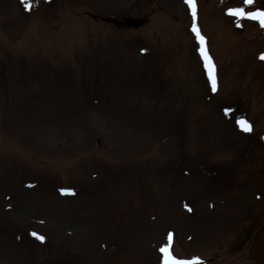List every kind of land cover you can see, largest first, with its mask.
Masks as SVG:
<instances>
[{
    "label": "rangeland",
    "instance_id": "rangeland-1",
    "mask_svg": "<svg viewBox=\"0 0 264 264\" xmlns=\"http://www.w3.org/2000/svg\"><path fill=\"white\" fill-rule=\"evenodd\" d=\"M263 4L0 0V264H264Z\"/></svg>",
    "mask_w": 264,
    "mask_h": 264
},
{
    "label": "snow or ice",
    "instance_id": "snow-or-ice-1",
    "mask_svg": "<svg viewBox=\"0 0 264 264\" xmlns=\"http://www.w3.org/2000/svg\"><path fill=\"white\" fill-rule=\"evenodd\" d=\"M23 2L25 3L26 7L30 8V0H23ZM186 3H188L190 5V7L193 10V16H195L196 12H195V0H186ZM254 0H244V4L251 6L253 5ZM228 14L232 15V16H237V17H241V18H247V19H252V20H256L260 23L261 27H264V10H258V11H246L244 7H239V8H235V9H229L228 10ZM193 31L196 33V36L198 37L202 47H201V55L203 56L204 60H205V67L208 70L209 73V77L212 80V86H213V91H215L216 89V84H215V75H214V65L211 62V58L210 56L207 54V52L205 51L203 45L205 43L204 41V37L201 36L199 30L194 27ZM262 59H264V56L261 57ZM237 123L240 125L241 129L243 131L246 132H250L251 129V125L246 121V120H239L237 121ZM34 236H36L37 234L33 233ZM38 239H40L41 241L44 240V237L42 236H38ZM169 239H171V237H169ZM160 251L164 254V262L163 264H203L202 261H199L198 258L196 260L193 261H180L178 259H176L170 252V249L168 246L163 247L160 249Z\"/></svg>",
    "mask_w": 264,
    "mask_h": 264
}]
</instances>
